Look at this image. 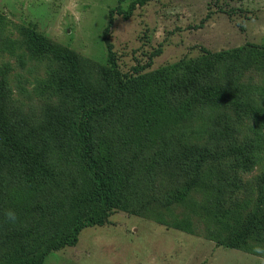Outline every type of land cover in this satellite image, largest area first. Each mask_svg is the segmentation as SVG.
Here are the masks:
<instances>
[{"label": "rangeland", "instance_id": "rangeland-1", "mask_svg": "<svg viewBox=\"0 0 264 264\" xmlns=\"http://www.w3.org/2000/svg\"><path fill=\"white\" fill-rule=\"evenodd\" d=\"M138 1L0 0V264L18 246L38 259L75 219L104 212L91 202L95 180L73 134L84 109L70 70L35 54L26 29L76 53L80 80L96 92L87 102L98 110L95 158L116 175L106 224L43 264H264L255 251L264 249V0H151L129 19L118 15ZM237 49L239 60L191 78L207 54ZM177 64L184 70L164 85L163 104L172 113L194 104V120L145 122L138 86ZM214 87L262 117L207 106L204 90ZM6 131L41 157L46 171L33 184L5 147ZM10 208L15 225L5 222ZM253 223L250 248H232Z\"/></svg>", "mask_w": 264, "mask_h": 264}, {"label": "trees", "instance_id": "trees-1", "mask_svg": "<svg viewBox=\"0 0 264 264\" xmlns=\"http://www.w3.org/2000/svg\"><path fill=\"white\" fill-rule=\"evenodd\" d=\"M151 0H141L134 3L130 11H124L118 8V15H123L129 19L133 14L137 5L144 6ZM114 13V12H113ZM113 14H111L112 17ZM109 31V27L108 30ZM28 38L29 48L38 55H51L58 61L66 65L70 70L71 87L75 94L79 95L83 103V115L78 124L75 125L73 134L78 139L82 156L85 162L90 167L91 173L95 180V188L90 197L91 202L94 204H101L104 208L102 214L97 215L94 219H75L73 230L71 233L60 235L54 242L46 247V252L43 253L38 259L34 260L24 255L21 247L16 248V253L7 261L6 264H43L47 255L52 251H57L65 247H71L78 243L80 235L84 229L101 227L106 224L107 218L114 210L115 204V188L116 175L113 170L105 171L95 158V148L92 141L93 120L98 115V110L88 108L87 102L89 98H94L96 92L87 88L79 78L80 64L75 52L69 48L61 47L53 43L45 36L39 35L32 29H26L25 33ZM107 41V40H106ZM107 43V42H106ZM109 45V42H108ZM108 51L111 53V46H108ZM243 49H237L219 54H207L199 65L194 67L191 71V78L198 76H206L210 73L217 72L219 66L227 61H237L240 58ZM184 70V66L177 64L170 66L157 74L148 78L138 86L139 102L141 115L144 117L145 122L152 123L157 120L160 126H165L170 122L182 121L190 122L194 120V104L186 102L175 113L170 112L164 107L162 96L164 93V85H167L169 80L179 75ZM187 82H181L183 87H188ZM204 104L212 106L214 104H223L234 108L236 111H248L255 118L262 117V110L252 107L246 103L239 94L231 91L228 88L214 87L207 88L203 94ZM4 145L7 150L14 154L20 165L23 166L26 172V180L29 184H33L37 178L41 177L46 171L41 157L38 156L33 150L27 148L18 142L17 135L10 132H5ZM242 149L234 148L231 154L241 155ZM194 185H189L183 191L179 192L175 199L178 201H185ZM255 230L254 223L245 233L242 234L238 240L232 244V248L249 249L247 237ZM252 251V250H251ZM22 253V254H21Z\"/></svg>", "mask_w": 264, "mask_h": 264}, {"label": "clouds", "instance_id": "clouds-1", "mask_svg": "<svg viewBox=\"0 0 264 264\" xmlns=\"http://www.w3.org/2000/svg\"><path fill=\"white\" fill-rule=\"evenodd\" d=\"M19 220L18 214L15 209H8L5 213V222L11 225H15ZM257 253H264V249L256 248Z\"/></svg>", "mask_w": 264, "mask_h": 264}]
</instances>
